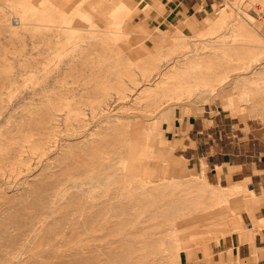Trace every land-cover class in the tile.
I'll return each mask as SVG.
<instances>
[{
    "label": "rangeland",
    "instance_id": "374dc122",
    "mask_svg": "<svg viewBox=\"0 0 264 264\" xmlns=\"http://www.w3.org/2000/svg\"><path fill=\"white\" fill-rule=\"evenodd\" d=\"M257 100L264 0L198 17L173 0H0V264L229 261L251 193L212 199L182 125L217 117L264 150ZM213 233L208 256L176 257Z\"/></svg>",
    "mask_w": 264,
    "mask_h": 264
},
{
    "label": "crops",
    "instance_id": "0c3cea01",
    "mask_svg": "<svg viewBox=\"0 0 264 264\" xmlns=\"http://www.w3.org/2000/svg\"><path fill=\"white\" fill-rule=\"evenodd\" d=\"M173 1L179 8L196 17L204 16L223 2ZM210 122L212 125L208 126L205 119L183 123L182 145L179 148L181 156L195 161L194 165L198 169H207L206 175L202 172L195 178L203 182L212 199L223 201L226 195L246 192L247 187L251 193L231 235L232 257L229 261L218 264H264V150L261 143L257 144L249 137L235 134V128L230 127L232 125H225L217 117ZM213 240H219V236L206 244L204 252L198 249L196 259L191 262L208 256ZM187 261L189 260L183 263Z\"/></svg>",
    "mask_w": 264,
    "mask_h": 264
},
{
    "label": "bare ground",
    "instance_id": "6f19581e",
    "mask_svg": "<svg viewBox=\"0 0 264 264\" xmlns=\"http://www.w3.org/2000/svg\"><path fill=\"white\" fill-rule=\"evenodd\" d=\"M20 24H21V20H15V22H13L14 26H17V25H20ZM229 77L230 76H228V75L224 76L222 79L219 80V83L220 84H224L223 82L225 80H227V78H229ZM259 102H260V100L255 101V103H257V104H260ZM263 106H264V103H263V105L260 104L259 108L263 107ZM260 110H261V114H264V108H262ZM231 191H234V190H231ZM222 224L226 225V223H222ZM217 236H218L217 233H213V234H210L208 236H202V237H199V238H191V239H188V240L180 242L176 246V257H178L179 254H183L185 256L186 260H191L193 257H195L196 251L198 249L204 252L206 244L211 239L216 238Z\"/></svg>",
    "mask_w": 264,
    "mask_h": 264
}]
</instances>
